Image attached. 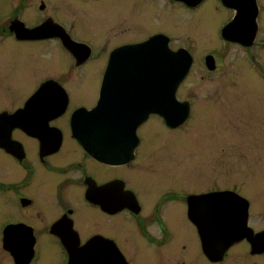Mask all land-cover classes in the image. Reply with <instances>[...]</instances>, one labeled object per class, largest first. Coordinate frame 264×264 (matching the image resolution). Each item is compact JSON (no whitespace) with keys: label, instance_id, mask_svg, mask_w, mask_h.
Masks as SVG:
<instances>
[{"label":"flooded vegetation","instance_id":"flooded-vegetation-1","mask_svg":"<svg viewBox=\"0 0 264 264\" xmlns=\"http://www.w3.org/2000/svg\"><path fill=\"white\" fill-rule=\"evenodd\" d=\"M165 1L194 12L208 0ZM216 1V8L229 13L217 29L222 37L241 8L245 20L256 13L258 40L261 0ZM109 4L117 10V0H0V264H264V178L222 185L215 179L201 190L186 183L184 174L170 177L160 170L154 176L146 125L158 117L167 128L178 129L190 117L172 128L151 113L132 141L118 144L132 147L123 159L121 152L117 155L116 132L104 125L108 114L90 115L102 95L114 89L117 95V87L109 86L117 78L107 77V71L118 48L160 35L169 38L173 50L191 53L184 45L174 48L164 30L118 43L111 29L103 36H80L81 20ZM43 24L50 26L51 36L36 37L31 30ZM62 36L74 41L73 48ZM43 42L59 44L74 77L67 72L39 77L29 53ZM26 44L31 50H24ZM208 55L214 54L206 53L204 61ZM13 56L17 64L26 56L30 60L34 82L27 91L16 86L14 66H8ZM193 65L194 56L178 92ZM218 192L247 199L246 223L236 240L229 234L233 228H227L231 237L225 239L216 227L207 254L189 214L190 199ZM217 198L213 220L226 222L233 203Z\"/></svg>","mask_w":264,"mask_h":264},{"label":"rangeland","instance_id":"rangeland-1","mask_svg":"<svg viewBox=\"0 0 264 264\" xmlns=\"http://www.w3.org/2000/svg\"><path fill=\"white\" fill-rule=\"evenodd\" d=\"M261 5L264 9V0ZM217 6L216 0H208L201 12H191L165 0H117V10L109 4L90 11L76 29L83 37L117 31V43L164 30L174 48L184 45L191 50L193 69L178 92L179 100L190 99V119L170 129L160 118H152L146 125L148 159L154 176L160 170L170 177L184 174L186 183L201 190L212 187L215 179L222 185L264 178V10L260 36L249 50L218 33L229 13ZM34 50L29 56L41 79L66 72L73 76L58 43L43 42ZM208 52L216 58L213 70L204 61ZM19 61L13 56L8 66H14L16 86L27 91L34 82L30 60L26 56Z\"/></svg>","mask_w":264,"mask_h":264},{"label":"water","instance_id":"water-1","mask_svg":"<svg viewBox=\"0 0 264 264\" xmlns=\"http://www.w3.org/2000/svg\"><path fill=\"white\" fill-rule=\"evenodd\" d=\"M182 1L196 4L201 0ZM224 1L229 2V0ZM238 9L236 19L223 29V37L228 41L251 46L254 44L258 32L256 13L245 20L244 10ZM31 31L37 33L36 37L51 36L48 24H43ZM62 40L65 46L73 48L74 41L71 38L62 36ZM192 64L193 56L189 50L186 48L173 50L169 46V38L160 35H155L140 44L123 46L112 53L107 77L117 78V84L109 85L112 88L117 87V95L115 89L106 96L102 95L97 105L89 113L93 117H97L99 112L105 111L108 114L105 116L104 125L117 134V139H115L117 155L121 152L124 159L127 152L130 154L132 147L130 149L120 148L118 144L132 141L137 127L151 113L161 115L167 125L172 128L181 126L189 119L191 104L188 100H179L177 91L188 75ZM206 64L210 70L215 69V56L208 55ZM119 79H123L124 82L123 80L119 82ZM79 115L82 114L79 113ZM216 197L219 200H226L228 204L229 201L233 203L234 210H230V219L226 222H223L220 217L217 221L213 220L216 213L212 212L214 209L212 211L211 209ZM190 204V217L199 228L207 254H210L213 230L216 227L219 230L218 234L221 231L224 232L225 239L227 228H233V233L230 231L229 234L234 240L241 236L248 211L246 198L236 192H218L193 196L190 199ZM197 206H202V210L196 211ZM229 237L231 236L227 238Z\"/></svg>","mask_w":264,"mask_h":264}]
</instances>
